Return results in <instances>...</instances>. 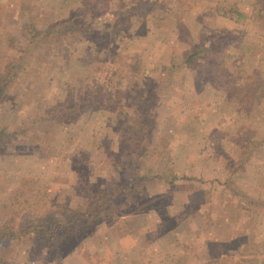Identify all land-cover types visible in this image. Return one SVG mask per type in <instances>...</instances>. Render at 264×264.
<instances>
[{
  "label": "rangeland",
  "instance_id": "obj_1",
  "mask_svg": "<svg viewBox=\"0 0 264 264\" xmlns=\"http://www.w3.org/2000/svg\"><path fill=\"white\" fill-rule=\"evenodd\" d=\"M73 15L92 32L31 41ZM207 45L224 60L219 80L184 64ZM7 59L17 77L0 107V225L66 221L88 188L139 180L77 234L12 238L0 264H264V93L232 89L264 79L259 0H0ZM169 228L178 244L147 245Z\"/></svg>",
  "mask_w": 264,
  "mask_h": 264
},
{
  "label": "trees",
  "instance_id": "obj_2",
  "mask_svg": "<svg viewBox=\"0 0 264 264\" xmlns=\"http://www.w3.org/2000/svg\"><path fill=\"white\" fill-rule=\"evenodd\" d=\"M259 4L264 5V0H259ZM229 11L231 10L227 9L224 10L223 13H228ZM239 14L243 16L240 12ZM84 32L91 33L92 29L87 27L82 16L73 15L61 22H57L56 24L48 25V27L42 30L34 27V29H31L30 34H32L31 41L34 42L42 41L44 39L48 40L50 36L55 34L61 37H68L73 34H81ZM214 51L216 50L212 49V45H207V47L203 46L199 50L190 53L186 57L184 64L186 67L190 68L198 67L201 72H204V74L207 73V78L209 79L215 77V79L219 80L221 76L223 77V75L220 74V70L224 60H218L219 56L215 55L216 53H214ZM203 54H205V56L207 55V61L204 64L199 65L198 62ZM16 77L17 72L15 69V63L11 59L0 62V107L3 94L7 88L13 84ZM233 82L235 83L232 86V89L236 91L239 99L250 101L251 98H261L264 93V91H262L264 89V79L258 77L257 74L254 81L248 80L245 84L241 82L236 84V79L234 78ZM80 109L81 103L70 108L61 106L57 109V112L62 110L64 116H70V114L79 112ZM57 112H49V116L57 117L59 114V112ZM59 120L63 121L62 119ZM146 122H148V119ZM8 135L7 128L0 127V147L2 146L3 138ZM140 137L143 139L144 134H141ZM129 140L133 142V138H130ZM137 180H139L138 176H135V178L128 181L123 180L125 184L113 189L99 188L94 190L88 188V186L84 205L73 208L68 213L66 221L57 220V222L53 223L51 218L45 220L43 217H26L20 222L13 219L0 225V249L12 238H19L23 235H28L31 232H38L45 237L47 236L50 240H55V237H58V239L61 240L66 236L79 233L82 229L90 227L98 220H101L105 218L106 215L110 214L113 211L118 198L129 194L131 192H129L130 187L133 189ZM207 183L212 182L207 180Z\"/></svg>",
  "mask_w": 264,
  "mask_h": 264
},
{
  "label": "crops",
  "instance_id": "obj_3",
  "mask_svg": "<svg viewBox=\"0 0 264 264\" xmlns=\"http://www.w3.org/2000/svg\"><path fill=\"white\" fill-rule=\"evenodd\" d=\"M241 14H243V15H245L244 13H241ZM180 214H182V213H180ZM176 215H177V213H176ZM176 215H171V214H166L165 216H163L164 218H168V217H174V216H176ZM152 217V216H151ZM171 217V218H172ZM156 227H159V225H157ZM155 227V228H156ZM164 227H165V225H164ZM155 228L154 229H151V231L150 232H152V231H157V229L155 230ZM179 232H180V228H175L174 230H172V228H169V229H167V230H165V231H163V233L162 234H159L158 236H154L151 240H150V242H148L147 243V245L149 246V245H151L152 243H153V241H155V243H156V245H159V242H162L163 243V241H164V239H165V237L166 236H168V235H173L174 237H175V242H176V244H178V240L180 239L179 238ZM116 238V237H115ZM179 238V239H178ZM171 245H173V244H171ZM168 246H170V244H165L164 245V248H163V250L166 248V247H168ZM174 246V245H173ZM176 247V246H175ZM161 249V248H160ZM208 249H209V246H208ZM162 250V249H161ZM172 252H170V251H168V252H163V254H161V253H159V255H157L158 257L159 256H161V259L160 258H158V260H159V262L161 261V260H163V263H164V261L165 260H167V259H171L172 257L173 258H177L178 256H179V250H178V248H176V249H173V250H171ZM210 252H211V249H210ZM121 255V253L120 254H117L116 253V256H120ZM211 258H212V256H211Z\"/></svg>",
  "mask_w": 264,
  "mask_h": 264
}]
</instances>
